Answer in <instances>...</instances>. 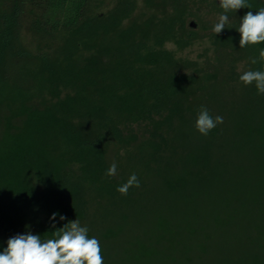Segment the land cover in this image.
Here are the masks:
<instances>
[{"label":"trees","instance_id":"trees-1","mask_svg":"<svg viewBox=\"0 0 264 264\" xmlns=\"http://www.w3.org/2000/svg\"><path fill=\"white\" fill-rule=\"evenodd\" d=\"M102 1L0 0V252L18 234L47 240L69 222L78 219L82 226L93 212L113 217L134 207L145 180L191 204L196 193L216 195L233 156L256 152L264 175V95L255 83L245 85L234 76L236 57L220 79L219 64L210 71L178 55L206 38L216 62L244 52L249 70L264 72V43L240 48L238 31L246 13L256 14L264 0H246L250 9L227 13L219 0L204 3L229 17L217 35L212 29L218 21L201 24L195 0H113L105 11L92 8ZM27 11L31 32L57 36L40 52L21 40ZM189 17L196 18V27H189ZM232 83L239 85L235 101ZM202 106L213 118L220 112L223 123L199 143L195 124ZM216 139L220 149L230 151L222 150L224 160L212 157ZM113 162L117 174L109 177ZM133 173L140 186L121 195L117 188ZM262 196L252 193L249 203L260 207ZM53 213H58L54 221ZM227 220L218 215L215 226L226 229ZM252 222L248 228L255 229L264 249V220ZM187 229L196 231L189 224ZM200 229L208 238L206 228ZM180 230L168 217H158L153 238L134 237L123 250L125 261L158 264L166 251L182 253ZM123 231L103 229L99 235L118 239Z\"/></svg>","mask_w":264,"mask_h":264},{"label":"rangeland","instance_id":"rangeland-1","mask_svg":"<svg viewBox=\"0 0 264 264\" xmlns=\"http://www.w3.org/2000/svg\"><path fill=\"white\" fill-rule=\"evenodd\" d=\"M195 1L194 12L201 20V24L211 27L214 22L219 20L220 15L211 11L204 4L210 2L218 4V0ZM112 2L113 0H104L100 5L92 6V8L96 11H105L111 7ZM194 19L196 18L189 17L187 21ZM30 20L27 11L20 27V36L25 48L36 53L47 49L48 45L57 41V36L40 37L31 32L29 29ZM168 47L174 48L170 44ZM178 55L196 60L199 65L209 68L210 71H213L214 67L219 64L220 79L227 77L232 65L231 61L235 57L236 62L233 63L235 77L248 71L250 65V57L244 52L242 56H239L241 58H238L239 53L234 52L232 56L230 54L221 62H216L213 50L206 38L195 41L189 48L179 51ZM229 85L234 88L235 84ZM238 86L236 83L230 100H237ZM213 114L222 117L217 110L216 114L215 112ZM203 138L204 135L196 139L202 143ZM219 142L218 139L213 142L214 147H216V150H212L214 160L216 158L224 160V154L221 153L225 149H220L221 144ZM225 151L230 154L229 150ZM255 156L256 152L248 153L247 151L245 154H241L239 158L233 156L227 166V177L225 176L226 179L222 185L217 184L218 187L215 188L216 195L214 196L209 197L204 193H196L191 198L192 203L189 204L190 200H185L183 197L173 198L169 196L156 181L145 180V186L140 187L139 194L136 196L137 203L134 207L125 208L113 217L104 211L96 215L93 212L90 217L91 221H86L82 226L89 229L90 238L95 237L102 244L108 258L104 264L107 262V264H128L123 254L124 248L136 237L144 240L153 238L156 222L160 216L168 217L172 222L179 225L182 253L166 251L164 257L159 259L158 264H178L176 261H171L172 257H175L176 260L179 259V264H253L255 259L264 260V249L258 244L259 239L255 229L248 228L254 219L255 222H260V219L264 220V175L259 170L260 160L255 159ZM258 192L263 195L260 207L249 203L252 193L257 194ZM220 193H223L224 199L217 195ZM122 214L129 216L128 221L122 218ZM218 215L229 219L226 229L215 226L214 220ZM230 215L234 216L237 221H235L236 219L230 221ZM238 223L243 226L240 224L238 227ZM187 224L193 226L196 231L194 233L189 231ZM200 226L206 228L204 230L208 238ZM103 229H126V231H123L118 239L112 238L104 241L99 235ZM142 264L152 263L143 262Z\"/></svg>","mask_w":264,"mask_h":264},{"label":"clouds","instance_id":"clouds-1","mask_svg":"<svg viewBox=\"0 0 264 264\" xmlns=\"http://www.w3.org/2000/svg\"><path fill=\"white\" fill-rule=\"evenodd\" d=\"M219 6L225 13L237 11L241 8H251L246 0H219ZM229 21L226 14L219 16L218 23L212 29L215 35L220 34ZM241 34L240 48L264 43V8L256 14L252 11L246 13L238 28ZM260 59L264 60V49L260 51ZM253 64L257 63L252 59ZM245 85H252L259 94L264 95V72L246 71L239 77ZM223 123L221 116L213 118L208 109L201 107L196 120V129L202 135H208L211 130ZM117 174V165L111 164L106 175L113 177ZM133 186L139 187L138 177L133 173L126 183L119 186L117 191L127 195ZM58 213H53L51 220H55ZM66 217L60 216V220ZM55 228V224L52 225ZM89 229L81 226L79 220L67 223L63 228L53 231V237L42 240L40 235L31 232L18 234L7 241V248L0 252V264H104L101 254L100 242L97 238H89Z\"/></svg>","mask_w":264,"mask_h":264},{"label":"water","instance_id":"water-1","mask_svg":"<svg viewBox=\"0 0 264 264\" xmlns=\"http://www.w3.org/2000/svg\"><path fill=\"white\" fill-rule=\"evenodd\" d=\"M188 25L189 27H192V28L196 27V24L194 23V21H189Z\"/></svg>","mask_w":264,"mask_h":264}]
</instances>
